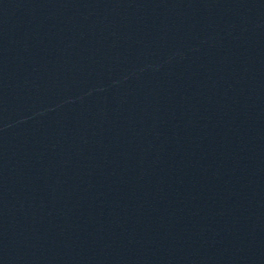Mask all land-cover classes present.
I'll list each match as a JSON object with an SVG mask.
<instances>
[{"label": "water", "instance_id": "95a60500", "mask_svg": "<svg viewBox=\"0 0 264 264\" xmlns=\"http://www.w3.org/2000/svg\"><path fill=\"white\" fill-rule=\"evenodd\" d=\"M0 264H264V0H0Z\"/></svg>", "mask_w": 264, "mask_h": 264}]
</instances>
